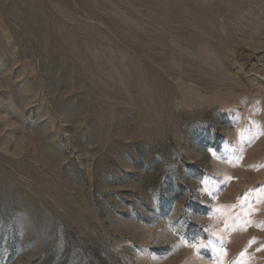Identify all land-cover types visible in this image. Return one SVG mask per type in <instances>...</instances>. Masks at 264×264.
I'll return each instance as SVG.
<instances>
[{"label":"rangeland","instance_id":"1","mask_svg":"<svg viewBox=\"0 0 264 264\" xmlns=\"http://www.w3.org/2000/svg\"><path fill=\"white\" fill-rule=\"evenodd\" d=\"M0 264H264V0H0Z\"/></svg>","mask_w":264,"mask_h":264}]
</instances>
